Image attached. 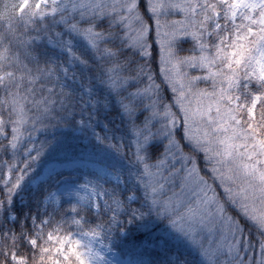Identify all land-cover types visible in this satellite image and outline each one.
Listing matches in <instances>:
<instances>
[{
  "label": "rangeland",
  "instance_id": "rangeland-1",
  "mask_svg": "<svg viewBox=\"0 0 264 264\" xmlns=\"http://www.w3.org/2000/svg\"><path fill=\"white\" fill-rule=\"evenodd\" d=\"M143 5L148 18L139 0H74L71 8L72 14L98 16L118 27L115 34L144 61L137 76L116 77L115 82L127 91L124 108L143 115V126L133 125L130 138L121 141L129 153L134 148L144 174L143 191L150 194L158 220L145 225L149 239L142 247L134 242L128 257L114 251L98 227L73 241L90 244L95 264H173L181 257L190 263L188 254L197 255L196 264H264V143L250 121L262 98L258 93L264 94V0H143ZM47 56L57 58L51 52ZM242 110L250 124L242 120ZM72 120L64 114L50 125L44 120L41 127L22 120L13 124L14 154L32 153L43 140L39 156L44 168L26 192L52 188L45 208L74 198L97 212L109 211L112 206L101 185L107 180L125 187L122 176L97 162L52 157L65 156L73 144L83 150L82 144L98 135L84 130L89 129L86 123ZM6 124L0 120V139L8 137ZM103 131L109 128L104 125ZM60 132L69 138L67 143L58 138ZM158 143L165 144L163 154L148 162L144 149ZM200 164L210 180L202 178ZM219 195L229 202L236 198L242 215L261 232L256 242L243 236ZM27 196L22 193L19 200L24 203ZM49 223L33 232L47 249L50 243L58 245ZM121 243L133 244L125 239Z\"/></svg>",
  "mask_w": 264,
  "mask_h": 264
},
{
  "label": "trees",
  "instance_id": "trees-1",
  "mask_svg": "<svg viewBox=\"0 0 264 264\" xmlns=\"http://www.w3.org/2000/svg\"><path fill=\"white\" fill-rule=\"evenodd\" d=\"M73 1L47 0L44 4L22 0L17 5L14 0H4L0 3V120H7L8 135L0 139V264H14L16 260L24 264H60L59 259L64 264H87L91 259L95 264L90 244L73 241L90 233L94 227L109 237L114 251L128 257L134 242L142 247L149 239L145 225L158 220L150 194L143 191L144 174L136 155L132 154V143L129 153L121 141L130 138L128 130L133 125L143 126V115L124 108L122 100L127 91L118 89L115 82L116 77L137 76L144 61L115 34L119 28L108 20L72 14ZM139 1L140 11L148 18L143 0ZM94 35L102 37L96 40ZM48 52L57 58L50 59ZM155 56L157 58V54ZM258 94L262 98L250 121L264 143V94ZM64 114L72 115V122L86 123L89 129L84 130L98 135L88 145L82 144L83 150L73 144L65 156L52 154V157L59 161L97 162L122 176L125 187L107 180L101 185L103 195L112 206L109 211L97 212L74 198L54 201L45 208V199L52 188L43 187L31 191L30 195L29 190L26 192L44 168V158L39 156L43 140L36 142L32 153L14 154L17 148L11 138L13 124L22 120L41 127L44 120L50 125ZM241 114L244 123H249L247 112L242 110ZM104 125L109 132L103 131ZM64 135L57 134L67 143L69 138ZM47 147L50 148L51 143ZM164 150V143L154 144L145 148L142 156L155 163ZM200 172L203 179H211L202 164ZM22 193L28 195L24 203L19 200ZM132 195H136L137 200H131ZM218 198L227 215L242 227L243 236L256 242L261 232H256L258 228L253 221L242 215L236 198L231 202L220 195ZM49 219V234L58 239V245L53 247L50 243L47 249L33 232ZM124 239L133 244H122ZM67 243L73 248L66 247ZM248 255L247 252V258ZM189 258L190 263L181 257L173 264H196L197 255L188 254Z\"/></svg>",
  "mask_w": 264,
  "mask_h": 264
}]
</instances>
